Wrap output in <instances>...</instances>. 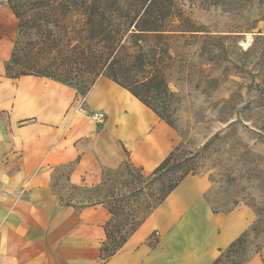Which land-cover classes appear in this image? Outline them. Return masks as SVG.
I'll return each instance as SVG.
<instances>
[{
  "label": "crops",
  "instance_id": "crops-1",
  "mask_svg": "<svg viewBox=\"0 0 264 264\" xmlns=\"http://www.w3.org/2000/svg\"><path fill=\"white\" fill-rule=\"evenodd\" d=\"M18 26L8 0H0V264H214L250 231L257 220L252 209L214 212L210 180L188 176L105 259L107 207L67 200L56 181L92 191L124 163L151 176L180 138L107 77L85 97L48 78H9ZM93 113L104 121L92 120ZM248 264L264 262L255 255Z\"/></svg>",
  "mask_w": 264,
  "mask_h": 264
},
{
  "label": "rangeland",
  "instance_id": "rangeland-1",
  "mask_svg": "<svg viewBox=\"0 0 264 264\" xmlns=\"http://www.w3.org/2000/svg\"><path fill=\"white\" fill-rule=\"evenodd\" d=\"M206 1L177 2L189 25L209 33H200L201 39L187 35L171 44L174 62L167 75L176 104L168 119L180 138L176 157L189 161L188 176L210 180L207 200L213 209L224 213L239 205L252 209L257 220L238 260L260 255L264 262V37L252 49L258 34L245 33L264 8L230 5L221 10ZM72 16L67 20L70 28L78 19ZM259 30L264 35V22L255 32ZM145 178L124 163L106 172L98 193L113 192L115 199L124 200L119 203L124 212L139 220L159 194L157 185L145 187ZM55 186L70 201L98 197L72 188L64 179Z\"/></svg>",
  "mask_w": 264,
  "mask_h": 264
},
{
  "label": "trees",
  "instance_id": "trees-1",
  "mask_svg": "<svg viewBox=\"0 0 264 264\" xmlns=\"http://www.w3.org/2000/svg\"><path fill=\"white\" fill-rule=\"evenodd\" d=\"M179 0H8L19 23L18 36L6 74L11 79L36 76L54 80L77 90L85 97L100 77H107L128 90L163 121L174 127L168 116L174 114L175 94L168 84L171 68V44L190 35L209 33L192 27L183 17ZM210 8L225 9L249 6L264 8V0H207ZM226 10V9H225ZM75 15L73 27L67 20ZM264 13H258L245 33H257L252 49L264 37L258 24ZM230 33V32H228ZM240 34L242 32H232ZM249 49L248 51H252ZM249 54V52H246ZM180 146L145 178V187L158 186L155 203L142 212L139 220L125 213L113 192L98 193L94 200L82 199L80 204H104L111 220L106 225L107 240L102 254L108 259L117 254L146 219L189 175V161L177 156ZM145 189L141 188L139 192ZM102 191V189L100 190ZM87 200V201H86ZM213 209V207H212ZM145 210V209H144ZM214 212H220L213 209ZM246 232L222 251L214 264H247L239 261L248 237Z\"/></svg>",
  "mask_w": 264,
  "mask_h": 264
},
{
  "label": "built area",
  "instance_id": "built-area-1",
  "mask_svg": "<svg viewBox=\"0 0 264 264\" xmlns=\"http://www.w3.org/2000/svg\"><path fill=\"white\" fill-rule=\"evenodd\" d=\"M92 120L96 121L97 123H102L104 121V114L102 113H93L91 115Z\"/></svg>",
  "mask_w": 264,
  "mask_h": 264
}]
</instances>
